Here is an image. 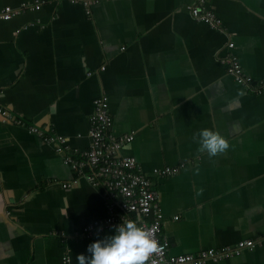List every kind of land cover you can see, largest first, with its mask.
<instances>
[{"label": "crops", "instance_id": "0c3cea01", "mask_svg": "<svg viewBox=\"0 0 264 264\" xmlns=\"http://www.w3.org/2000/svg\"><path fill=\"white\" fill-rule=\"evenodd\" d=\"M39 1L0 0L17 10L0 19V264H78L113 231L80 236L107 200L90 166L66 160L88 150L102 94L112 132L133 137L119 153L153 181L169 253L252 239L203 264H264V88L236 82L226 60L264 80V0H207L216 28L192 15L195 0ZM203 128L228 149L201 151ZM166 166L177 171L152 174Z\"/></svg>", "mask_w": 264, "mask_h": 264}, {"label": "built area", "instance_id": "2783aa9c", "mask_svg": "<svg viewBox=\"0 0 264 264\" xmlns=\"http://www.w3.org/2000/svg\"><path fill=\"white\" fill-rule=\"evenodd\" d=\"M81 1L85 6L96 0ZM207 0H195L190 6V11L198 18L212 27L220 26V19L210 9L206 8ZM39 0H34L31 7L39 8ZM27 7L22 5L21 8ZM17 10L11 6L0 9V19L11 18ZM228 47L233 48L234 43L228 42ZM228 72L234 80L242 85H250L256 90L264 88V80L256 82L241 67L237 56L229 50L226 55ZM4 116L7 112L0 108ZM32 130L37 131V128ZM88 134L90 146L83 153L82 158L67 157V161L73 167L82 171L88 165L91 173L88 175L90 182L102 189L103 196L107 200L106 215L87 224L80 236L88 237L94 232L113 230L114 226L128 220H134L139 214L142 217L140 223L144 229L157 241V248L149 255L145 264H203L207 259L217 260L231 254H238L243 249H251L254 245L252 239L239 241L235 247H224L220 251L209 249L196 254L169 253V242L161 235L162 211L158 206V194L153 188L150 175L144 173L135 159L123 156L119 149L133 137L132 134L116 135L112 132V117L109 112L107 96L102 94L94 100V108L89 117ZM177 171V167L166 166L154 168V176L171 175ZM68 258H65L67 261Z\"/></svg>", "mask_w": 264, "mask_h": 264}, {"label": "clouds", "instance_id": "9594fccd", "mask_svg": "<svg viewBox=\"0 0 264 264\" xmlns=\"http://www.w3.org/2000/svg\"><path fill=\"white\" fill-rule=\"evenodd\" d=\"M198 144L209 156L224 152L229 144L219 132L209 128L200 129ZM138 214L114 226L112 232L94 240L87 246V254L76 256L78 264H145L157 248V241L144 229Z\"/></svg>", "mask_w": 264, "mask_h": 264}]
</instances>
